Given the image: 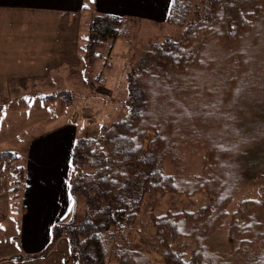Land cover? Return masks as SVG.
Instances as JSON below:
<instances>
[{
    "label": "rangeland",
    "instance_id": "374dc122",
    "mask_svg": "<svg viewBox=\"0 0 264 264\" xmlns=\"http://www.w3.org/2000/svg\"><path fill=\"white\" fill-rule=\"evenodd\" d=\"M261 2L244 33L226 45L209 40L196 66L184 72L155 69L139 79L146 89L149 114L153 121L159 120L155 122L163 126L167 145L172 147L164 172L174 176L179 187L184 185V190L155 202L156 215L196 212L208 206L210 195L201 190L203 186L212 195L217 193V199L231 197L221 224L197 229L196 243L179 240L176 250L183 251L186 259L201 246L206 263L264 264V0ZM89 10L88 0L76 15L0 9V47L56 49L45 64L47 77L35 83L36 89L27 88L32 91L29 95L18 96L22 87L6 86L22 80L11 79L17 67L8 70L7 62L0 61V153H16L22 166L27 142L40 132L71 125L75 138H97L103 126L124 120L130 111L128 78L138 74L145 50L164 37L178 39L182 31L166 23L130 19L129 37L117 39L110 52V42L103 43L95 51L97 58L86 60ZM6 56L0 54V58ZM86 78L94 79L91 89ZM61 89L73 92L71 104L39 99ZM207 163L208 172L199 179ZM13 180L11 171L0 172V253L13 249L11 237L21 213L20 197L7 192ZM245 201L255 203L250 212L256 225L254 235L231 240L229 218ZM85 209V202H78L76 222L85 217ZM140 233L136 241L145 256L152 264H165L150 230L144 225ZM53 262L79 264L65 247L58 249ZM106 264H116L111 255Z\"/></svg>",
    "mask_w": 264,
    "mask_h": 264
},
{
    "label": "trees",
    "instance_id": "16d2710c",
    "mask_svg": "<svg viewBox=\"0 0 264 264\" xmlns=\"http://www.w3.org/2000/svg\"><path fill=\"white\" fill-rule=\"evenodd\" d=\"M261 3V0L170 1L165 23L182 28L179 38L164 37L145 50L138 74L128 78L130 111L124 120L103 126L97 138L74 140L67 178L71 214L65 221L52 225L46 248L34 256H46L63 238L79 264H106L110 255L116 264H152L136 241L145 225L156 238L165 264L206 263L201 246L186 259L183 251L176 250L178 242L188 238L196 243L197 229L221 224L231 197L217 199V193L212 195L203 186L201 190L210 195L208 206L196 212L167 211L156 215L155 202L159 203L164 195L184 190V185L179 187V181L164 172L172 147L167 145L163 126L155 122L159 120L153 121L149 114L146 89L139 79L152 75L155 69L184 72L196 66L209 40L226 45L244 33L251 25V15L258 14ZM129 21L110 14L92 15L88 20L84 59L97 58L95 51L105 42H110L107 43L110 52L117 39L129 37ZM93 81L85 79L88 89L94 86ZM73 99V92L65 89L41 97L43 102L59 100L68 105ZM0 161L4 171L13 173L9 192L16 198L24 182L23 166L17 154L10 151L1 152ZM209 165L202 166L199 179L207 174ZM82 200L86 204L85 217L76 222L77 204ZM254 204L242 202L239 204L242 208L231 214L228 223L231 240L254 235L256 225L250 214Z\"/></svg>",
    "mask_w": 264,
    "mask_h": 264
},
{
    "label": "crops",
    "instance_id": "0c3cea01",
    "mask_svg": "<svg viewBox=\"0 0 264 264\" xmlns=\"http://www.w3.org/2000/svg\"><path fill=\"white\" fill-rule=\"evenodd\" d=\"M84 1L0 0V9L76 15L80 12ZM170 1L88 0V6L91 16L110 14L134 21L162 24L165 23ZM55 50L52 47L39 45L0 47V54L8 55L0 58V61L7 62L8 70H12L11 66L17 67L14 68L16 73L13 71L14 76L11 79L22 80L6 86L22 87L18 91V96L31 94L32 91L27 88L36 89L35 83L47 77L45 64L52 60L51 55ZM20 64H22L21 68H18ZM39 99L41 100V97ZM75 137V129L71 125H66L40 132L27 142L24 150V182L18 196L21 199V213L16 231L11 237L13 249L8 250V253H0V264H52L61 247L67 248V252L72 256L68 243L63 238L46 256L34 255L46 248L52 225L65 221L71 214L72 204L68 195L67 178ZM1 171L4 172L0 161Z\"/></svg>",
    "mask_w": 264,
    "mask_h": 264
}]
</instances>
